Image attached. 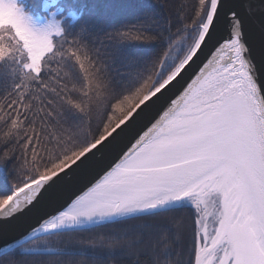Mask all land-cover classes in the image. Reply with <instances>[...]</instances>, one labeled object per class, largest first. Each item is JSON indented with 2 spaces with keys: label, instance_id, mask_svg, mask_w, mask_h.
<instances>
[{
  "label": "snow or ice",
  "instance_id": "obj_1",
  "mask_svg": "<svg viewBox=\"0 0 264 264\" xmlns=\"http://www.w3.org/2000/svg\"><path fill=\"white\" fill-rule=\"evenodd\" d=\"M0 264H264V0H0Z\"/></svg>",
  "mask_w": 264,
  "mask_h": 264
},
{
  "label": "trees",
  "instance_id": "obj_2",
  "mask_svg": "<svg viewBox=\"0 0 264 264\" xmlns=\"http://www.w3.org/2000/svg\"><path fill=\"white\" fill-rule=\"evenodd\" d=\"M181 214L185 216H190V212L187 209H185Z\"/></svg>",
  "mask_w": 264,
  "mask_h": 264
}]
</instances>
